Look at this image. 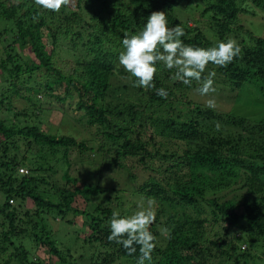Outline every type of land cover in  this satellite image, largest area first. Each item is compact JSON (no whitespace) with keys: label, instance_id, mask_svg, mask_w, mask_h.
<instances>
[{"label":"trees","instance_id":"trees-1","mask_svg":"<svg viewBox=\"0 0 264 264\" xmlns=\"http://www.w3.org/2000/svg\"><path fill=\"white\" fill-rule=\"evenodd\" d=\"M153 11L183 27L186 45L237 40L240 56L226 67L209 63L203 74L214 71L215 90L234 95L228 111L189 99L200 84L172 79L162 63L151 89L136 87L119 65L124 34L139 32ZM256 24H264V0H72L59 12L0 0V264H136L139 246L129 255L109 241L108 221L149 201L157 239L145 264L264 262V113L238 103L241 94L243 108L264 109V35ZM26 49L32 56L23 57ZM26 88L74 101L72 118L95 128L93 139L28 122L27 106L12 105L16 96L35 106ZM72 152L80 160L105 152L95 180L80 178Z\"/></svg>","mask_w":264,"mask_h":264},{"label":"clouds","instance_id":"clouds-1","mask_svg":"<svg viewBox=\"0 0 264 264\" xmlns=\"http://www.w3.org/2000/svg\"><path fill=\"white\" fill-rule=\"evenodd\" d=\"M71 3L72 0H34L35 5L52 12H59L63 6ZM184 35V29L180 25L168 26L164 11H153L139 32L124 34L123 50L118 57L119 65L130 78H135L136 87L151 89L155 88L157 64L162 63L166 69L174 70L172 79L186 85L196 81L200 86L195 91L202 97L208 96L215 92L213 85L216 75L214 71L203 75L208 64L226 67L240 56L242 49L234 37H227L217 41L214 46L205 48L184 44L181 39ZM156 94L167 98L168 92L159 88L156 89ZM207 106L214 107V100L208 99ZM152 205L153 202L149 201L147 208L141 206L131 215H121L119 211H114L108 221L109 241L122 245L129 255L135 254V246H139L136 264L150 262L156 247L157 238L149 230L156 218ZM164 233H167V229L162 230V234Z\"/></svg>","mask_w":264,"mask_h":264},{"label":"rangeland","instance_id":"rangeland-1","mask_svg":"<svg viewBox=\"0 0 264 264\" xmlns=\"http://www.w3.org/2000/svg\"><path fill=\"white\" fill-rule=\"evenodd\" d=\"M201 9L200 7L195 9L194 11H192V13H194L195 15H199ZM184 15H188L190 14L191 16H193L191 13H187V12H183ZM185 19H187V21H189V23L191 22V18H187L186 16L184 17ZM199 18V17H197ZM207 18V19H206ZM201 19V18H200ZM210 20V18L208 17H203L201 19L200 22H205L207 23ZM202 22V23H203ZM255 27H258L259 29L257 30L258 33L263 36L264 35V24H256ZM262 29V30H261ZM23 57L28 55V56H32L31 53L26 49L24 51H21ZM0 80H1V76H0ZM37 80L33 81L32 83L28 84V85H32V86H37ZM191 86H189V90H190ZM196 89H192L188 94L187 97L189 99H191L192 101H194L195 103L201 104V105H205L207 106V100L208 99H213L215 106L214 108H218V109H222L225 111H228L230 109V106L233 107V97L234 95L230 92H217V90H215L214 93H210L208 96H200L196 91ZM22 92L28 93L31 95V98L33 99V102L35 104H29L28 102H26L25 99L13 96L12 97V105L17 107V109H19L18 111H23V106H27V111L29 113L30 119H27L28 122L30 123H37L38 125H40L41 128H44L47 131L50 132H56V133H62V134H71L76 136L79 139L82 138H90L91 140L93 139V135L92 133H96L97 131L94 129H90V130H84L82 129V127L77 124L76 119L72 118V116L78 117L79 115H77L76 112H74L72 110V108L74 107V101H70L72 102L71 104L69 102H65L62 103L60 101H58L57 99L53 98V99H49L47 95L42 94L41 92H38V90L33 89L32 91L28 90V88L26 89H22ZM247 92V91H246ZM255 94L251 93L250 97H253ZM258 96V95H257ZM237 97L235 98L234 102L236 105V101H237ZM245 96H241L239 97V108L242 109V111H247V112H254V110L256 111L255 113H264V109L262 110L261 108H252V107H248L243 108L242 106V102H244ZM260 99H262L260 97ZM227 101V102H226ZM72 107V108H71ZM61 108L68 110L67 114H61ZM17 109H13V111H17ZM258 110V111H257ZM35 115H34V113ZM33 113V115H32ZM97 140V138H96ZM95 140V141H96ZM105 152H101V155L96 152H91V153H86L84 155V157L82 158V160H80V157L78 156L77 153L72 152V154L70 155V157L72 159L76 158L77 161H79L78 165L76 164V166H74V169L77 170V168H79L80 170V178L81 179H86V180H92V179H96L97 175H98V165L97 161L98 158L101 157ZM97 157V158H96ZM96 161V162H95ZM26 169L27 167L24 166ZM97 167V168H96ZM136 168H132L133 170H136L138 172V174L141 175L142 173V169H140L138 166H135ZM102 174L105 177L108 176H114V172L108 170L105 166H102ZM135 171V172H136ZM73 174H76L75 172ZM105 177H102L103 179ZM131 198L126 196V200H130ZM95 203V200L93 199L91 204ZM92 206V205H91ZM77 223L76 225H78V220H76ZM37 252L39 255L41 256H45L46 251L44 248L42 247H38L37 248ZM257 253L260 254V251H258ZM264 257V255H263ZM116 264V263H115ZM259 264H264L263 261H261Z\"/></svg>","mask_w":264,"mask_h":264},{"label":"built area","instance_id":"built-area-1","mask_svg":"<svg viewBox=\"0 0 264 264\" xmlns=\"http://www.w3.org/2000/svg\"><path fill=\"white\" fill-rule=\"evenodd\" d=\"M19 171H20V172H25V171H26V169H25V168H23V167H20V168H19Z\"/></svg>","mask_w":264,"mask_h":264}]
</instances>
